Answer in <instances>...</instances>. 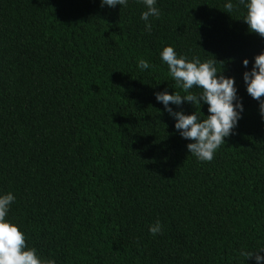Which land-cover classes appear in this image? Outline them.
I'll list each match as a JSON object with an SVG mask.
<instances>
[{
    "label": "trees",
    "instance_id": "1",
    "mask_svg": "<svg viewBox=\"0 0 264 264\" xmlns=\"http://www.w3.org/2000/svg\"><path fill=\"white\" fill-rule=\"evenodd\" d=\"M226 2L157 0L149 34L138 0H0V193L15 195L8 219L39 255L246 264L241 248L264 247V122L242 80L264 38L239 0L230 13ZM164 46L236 79L243 119L211 162L191 156L155 99L184 95L160 60ZM141 58L152 67L140 71Z\"/></svg>",
    "mask_w": 264,
    "mask_h": 264
},
{
    "label": "clouds",
    "instance_id": "2",
    "mask_svg": "<svg viewBox=\"0 0 264 264\" xmlns=\"http://www.w3.org/2000/svg\"><path fill=\"white\" fill-rule=\"evenodd\" d=\"M145 10L140 19L145 22V30L150 34L153 24L150 18L159 19L160 9L157 0H138ZM246 10L243 21L250 32L264 38V0H239ZM101 7L115 8L127 6V0H100ZM227 12L234 10L232 0L224 5ZM160 60L167 65L168 75L180 92H169L168 89L155 93L157 103L174 121V129L187 143L186 148L191 156L201 162H211L216 151L225 143L239 126L245 112L243 97L235 77L218 74L215 62L202 61L177 53L172 46H164L159 52ZM251 68L249 69V64ZM245 71L242 74L243 84L248 96L257 101L258 113L264 122V52L256 55L252 62L247 58L242 61ZM152 65L145 59H139L137 68L148 70ZM196 88L199 92H193ZM195 110L187 114L184 105ZM207 105V115H200L203 106ZM206 117V118H205ZM12 192L0 193V264H56L55 259L39 255L35 247H29L26 234L13 221L8 219L11 205L15 202ZM163 231L159 220L149 226V232L156 236ZM238 255L254 264H264V247L257 251L241 248Z\"/></svg>",
    "mask_w": 264,
    "mask_h": 264
}]
</instances>
